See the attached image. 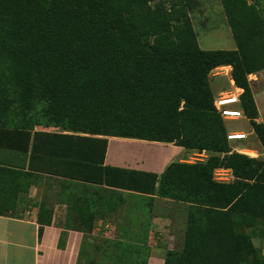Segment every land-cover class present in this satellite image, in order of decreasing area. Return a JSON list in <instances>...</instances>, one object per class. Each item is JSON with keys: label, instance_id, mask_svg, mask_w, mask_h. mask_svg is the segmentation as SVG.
Masks as SVG:
<instances>
[{"label": "trees", "instance_id": "trees-1", "mask_svg": "<svg viewBox=\"0 0 264 264\" xmlns=\"http://www.w3.org/2000/svg\"><path fill=\"white\" fill-rule=\"evenodd\" d=\"M219 3L233 50L199 47L197 0H0V151L29 152L28 171L0 167L5 180L28 185L32 171L46 170L84 183L89 196L68 204L83 233L117 209L114 188L185 204L182 246L167 250L163 264H264L253 243L264 235V159L232 150L210 83L216 68L230 67L264 154L248 79L264 70V10L256 0ZM98 136L209 156L172 162L159 175L111 169L102 166L106 140ZM218 169L233 178L217 181ZM52 213L39 207V237Z\"/></svg>", "mask_w": 264, "mask_h": 264}, {"label": "crops", "instance_id": "crops-1", "mask_svg": "<svg viewBox=\"0 0 264 264\" xmlns=\"http://www.w3.org/2000/svg\"><path fill=\"white\" fill-rule=\"evenodd\" d=\"M223 18L225 19L224 16ZM235 48L234 43L230 49L222 50ZM229 72V66L216 68L211 77V86L218 87L217 95L233 91L234 93L230 94L234 97L239 96L242 90L233 84ZM257 74L249 75L248 79L258 109L254 93L257 81L254 77H257ZM223 77H228L226 89H222L218 84ZM225 108L241 111L238 102L228 103ZM241 119L248 121L243 116L239 119H227L225 122L226 124L238 122ZM256 121L264 125L259 109ZM227 130L228 133L247 134L244 140L230 141L233 151L264 159L263 150L252 128L250 132L228 128ZM35 131L46 134H70L55 127L36 126ZM97 138L106 140L102 166L111 169L159 175L172 162L192 163L188 158H192L193 155L204 157L199 159L200 161L209 156L208 152L187 150L172 143L119 137L98 136ZM28 162L29 152L22 155L17 152L0 151V167L11 169L21 167V170L28 171ZM32 172L35 177L30 184L27 183L28 185L23 184L19 178L6 181L4 174L0 172V207L13 208L8 213L0 215V264H75L79 251L85 246L88 245L86 249L91 247L92 251L100 248V237L121 240L125 250L127 249L126 259H129L130 255H141L143 264H163L166 251L175 249L176 243L182 239L186 218L185 204L121 188L114 190L119 192L124 202L119 203L117 209L111 213L114 217L112 223L104 225L108 230L103 231L101 223L98 226L101 218V215H98L94 229L85 236L83 232L73 227L72 222L76 221L75 214L68 209L71 197L89 196L90 193L83 190L84 183L71 181L63 174L53 175L46 170ZM232 178L230 170L215 171L217 181H229ZM86 186L98 188L99 185L95 187L94 184L87 183ZM165 202L175 204L169 205L164 212L158 211V205ZM146 203L152 204L153 207L147 208ZM41 205L52 209L53 213L51 224L43 226L39 237L38 211ZM131 248L134 249L133 252L130 251ZM260 248L264 254V247ZM84 264L93 263L85 261Z\"/></svg>", "mask_w": 264, "mask_h": 264}, {"label": "rangeland", "instance_id": "rangeland-1", "mask_svg": "<svg viewBox=\"0 0 264 264\" xmlns=\"http://www.w3.org/2000/svg\"><path fill=\"white\" fill-rule=\"evenodd\" d=\"M260 7L264 10V0H256ZM194 29L198 35V42L200 47L205 50H217V49H230L233 46V39L231 37V32L223 18V11L219 0H197L196 8L192 13ZM256 84H255V97L258 104V109L261 118L264 120V70L257 74ZM219 87L222 89L228 88V77H223L218 82ZM214 93L218 91V87L212 86ZM230 93H234L231 91ZM228 129L243 130L245 132H250L251 127L245 119H241L238 122H227ZM204 157L199 155H193L192 158H188L191 162L200 161ZM200 159V160H199ZM124 202L122 199L121 204ZM175 203L165 202L158 205V211L164 212L169 205ZM153 207L152 204H147L146 207ZM174 206V205H173ZM98 217V216H97ZM99 218V217H98ZM113 216L111 213H105L99 218L98 226L101 223L102 230L106 231L108 229L104 228L105 224H111L113 221ZM73 227H77V222H72ZM116 225V224H115ZM112 226H114L112 224ZM117 227V225H116ZM100 228V227H99ZM117 229V228H116ZM88 233H84L86 236ZM103 236V234H102ZM86 239V238H85ZM86 241V240H85ZM100 248L97 251H92L91 247L82 248L77 257L75 264H84L85 261H91L93 264H143L141 261V255H130L129 259H126L125 247L121 240L108 239L104 237L99 238ZM253 243L255 246L264 247V235L262 238H254ZM182 246V239L176 243L175 249H180ZM134 249L131 248L130 251L133 252Z\"/></svg>", "mask_w": 264, "mask_h": 264}, {"label": "built area", "instance_id": "built-area-1", "mask_svg": "<svg viewBox=\"0 0 264 264\" xmlns=\"http://www.w3.org/2000/svg\"><path fill=\"white\" fill-rule=\"evenodd\" d=\"M235 102L239 103V96L234 97L230 93L219 94V96L216 98L215 100L216 108L218 109L224 120L239 119L244 116L242 111L225 108V106L228 103H235ZM246 138H247V134L245 133H241V132L227 133V139L229 141L244 140Z\"/></svg>", "mask_w": 264, "mask_h": 264}]
</instances>
